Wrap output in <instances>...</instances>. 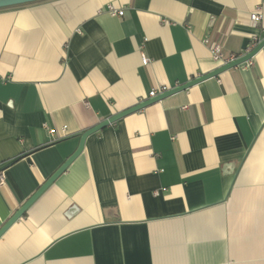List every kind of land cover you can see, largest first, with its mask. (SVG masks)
Returning <instances> with one entry per match:
<instances>
[{"label": "crops", "instance_id": "obj_1", "mask_svg": "<svg viewBox=\"0 0 264 264\" xmlns=\"http://www.w3.org/2000/svg\"><path fill=\"white\" fill-rule=\"evenodd\" d=\"M253 37L264 0L1 8L0 228L84 131L221 66L211 44L238 57ZM0 264H264V46L90 134L1 235Z\"/></svg>", "mask_w": 264, "mask_h": 264}, {"label": "water", "instance_id": "obj_2", "mask_svg": "<svg viewBox=\"0 0 264 264\" xmlns=\"http://www.w3.org/2000/svg\"><path fill=\"white\" fill-rule=\"evenodd\" d=\"M36 1H40V0H0V9L1 8H6V7H11V6H17V5H23V4H28V3H33ZM264 46V37L252 48V50H250L249 52L238 56L236 58H234L233 60L227 62L226 64H223L219 67H217L216 69L203 74L199 77H196L194 79H192L191 81H188L185 84L182 85H178L176 87H173L171 89H168L166 91H164L163 93H159L157 96L151 97L149 99H145V101H142L132 107H130L129 109H126L124 111H121L119 113H116L112 116H110L109 118L97 123L96 125H94L93 127L87 129L86 131H84L80 137V141H79V145L77 147V149L75 150L76 152H74L63 164L62 166L45 182L43 183L39 189L1 226L0 228V237L1 235L6 231V229L12 224L14 223V221H16L18 218H20L22 216V214L25 212V210L27 209V207H29V205L40 195V193H42L51 183H53V181L56 180V178L66 170V168H68V166L74 161V159L79 155V153L82 151L83 146H84V142L85 139L88 138V136L100 129H103L104 127H106L107 125L115 122L116 120L122 118L123 116L132 113V111H137L143 107H146L147 105L154 103L164 97H167L169 95H171L172 93H176L182 90H185L187 88H189L190 86L205 80L207 78L210 77H214L218 74H220L221 72L230 69L234 66L239 65V63H244L246 61H248L250 58H252L262 47Z\"/></svg>", "mask_w": 264, "mask_h": 264}, {"label": "built area", "instance_id": "obj_3", "mask_svg": "<svg viewBox=\"0 0 264 264\" xmlns=\"http://www.w3.org/2000/svg\"><path fill=\"white\" fill-rule=\"evenodd\" d=\"M108 10L111 11V12H114V7L112 5H108ZM123 13V10H118L116 12L117 15H122ZM250 21L253 23V24H256L258 23L260 20H261V12L259 9H254L250 15ZM260 41L259 37H253L252 38V41H251V45L249 47L248 50L252 49L258 42ZM204 44H209V40L208 39H205L204 40ZM210 54H211V57L214 61L220 63L221 65L223 64H226L227 62L233 60L234 58H236L235 56L231 55L229 57H225L223 55V53L221 52V48H220V45L219 44H211L210 45ZM141 62L142 64L146 65L148 64L149 62V59L144 55L142 54L141 55ZM168 90L167 87L165 86H162V87H159V90L158 89H155V90H151L149 92V97H154L156 96V94L158 93H163L164 91ZM48 131L50 133H52V130L51 129H48ZM5 183V172H4V169L0 168V188L2 187V185Z\"/></svg>", "mask_w": 264, "mask_h": 264}, {"label": "trees", "instance_id": "obj_4", "mask_svg": "<svg viewBox=\"0 0 264 264\" xmlns=\"http://www.w3.org/2000/svg\"><path fill=\"white\" fill-rule=\"evenodd\" d=\"M28 4H30V3H28Z\"/></svg>", "mask_w": 264, "mask_h": 264}]
</instances>
